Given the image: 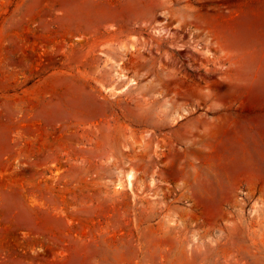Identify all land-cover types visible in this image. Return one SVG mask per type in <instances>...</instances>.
Instances as JSON below:
<instances>
[{
    "label": "rangeland",
    "instance_id": "rangeland-1",
    "mask_svg": "<svg viewBox=\"0 0 264 264\" xmlns=\"http://www.w3.org/2000/svg\"><path fill=\"white\" fill-rule=\"evenodd\" d=\"M0 264H264V0H0Z\"/></svg>",
    "mask_w": 264,
    "mask_h": 264
}]
</instances>
